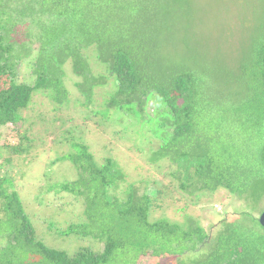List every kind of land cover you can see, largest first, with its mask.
Masks as SVG:
<instances>
[{"label": "trees", "instance_id": "obj_1", "mask_svg": "<svg viewBox=\"0 0 264 264\" xmlns=\"http://www.w3.org/2000/svg\"><path fill=\"white\" fill-rule=\"evenodd\" d=\"M89 48L115 80L107 116L153 131L147 163L170 169L189 197L223 189L244 211L208 229L193 217L151 221L166 188L126 184L115 159L73 143L60 160L76 179L48 193L79 203L81 214L58 235L87 245L68 253L43 243L0 173V264H264V0H0V128H23L34 92L54 112L65 108L67 64L89 110L108 78L93 74ZM30 124L19 145L0 147V169L42 145Z\"/></svg>", "mask_w": 264, "mask_h": 264}, {"label": "rangeland", "instance_id": "obj_2", "mask_svg": "<svg viewBox=\"0 0 264 264\" xmlns=\"http://www.w3.org/2000/svg\"><path fill=\"white\" fill-rule=\"evenodd\" d=\"M95 52L94 48L86 49L85 58L88 65L93 74L108 76L107 84L94 90L97 93L89 110L99 108L95 116L80 105L74 86L79 79L72 74L71 65L67 64L64 66V83L70 103L65 108L54 112L50 101L40 94L42 92H34L30 102L31 109L24 114L27 122L23 123V128L22 123L18 124V127L10 125L0 128V147L19 145L22 137L20 129L24 132L30 123L33 127L28 133L33 134L37 143L42 142L39 149L33 150L25 158L27 161L24 164V158L17 157L14 161L15 168L3 166L0 169V173L11 177L12 188L18 192L25 214L39 239L52 248L68 253L78 249L83 243L85 246L88 243L87 240L73 236L58 235V232L67 229L77 220L81 209L79 203L65 193H48L52 186L76 179L74 166L68 161L60 160L73 151V143H83L97 157L115 159L127 175L126 184H134L141 191L147 188L150 194L165 187L167 195L163 200L158 199V207L150 211L151 221L166 218L170 222L183 224L187 217H193L208 229L212 222L216 223L231 214L244 211L243 205L223 189L189 197L178 189L170 169L164 165L150 166L147 163L144 155L147 156L149 147L155 145V135L150 126L152 132L143 127L137 130V127L131 126L133 122L130 124L123 117L107 116L114 114L112 111L106 112L105 102L106 97L114 92L115 80L107 75L106 67L97 61ZM25 69L21 68L19 78L21 73L26 77L28 71ZM153 103L156 108L158 102L154 100ZM151 107L148 105V111ZM105 115L106 117L102 118ZM52 131L55 136L51 134ZM3 161L4 158H0V166ZM159 262L157 259L143 257L138 264Z\"/></svg>", "mask_w": 264, "mask_h": 264}, {"label": "water", "instance_id": "obj_3", "mask_svg": "<svg viewBox=\"0 0 264 264\" xmlns=\"http://www.w3.org/2000/svg\"><path fill=\"white\" fill-rule=\"evenodd\" d=\"M263 67H264V57H263ZM258 221H259V224H260L262 227H264V210H263L262 213L260 214Z\"/></svg>", "mask_w": 264, "mask_h": 264}]
</instances>
